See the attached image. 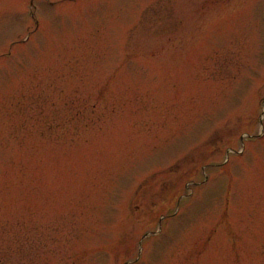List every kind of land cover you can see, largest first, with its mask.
Returning <instances> with one entry per match:
<instances>
[{"label":"rangeland","instance_id":"374dc122","mask_svg":"<svg viewBox=\"0 0 264 264\" xmlns=\"http://www.w3.org/2000/svg\"><path fill=\"white\" fill-rule=\"evenodd\" d=\"M0 264H264V0H0Z\"/></svg>","mask_w":264,"mask_h":264}]
</instances>
